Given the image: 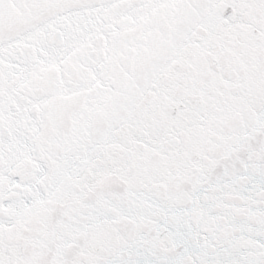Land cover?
Here are the masks:
<instances>
[{
  "label": "snow or ice",
  "instance_id": "6c2138e0",
  "mask_svg": "<svg viewBox=\"0 0 264 264\" xmlns=\"http://www.w3.org/2000/svg\"><path fill=\"white\" fill-rule=\"evenodd\" d=\"M0 264H264V0H0Z\"/></svg>",
  "mask_w": 264,
  "mask_h": 264
}]
</instances>
